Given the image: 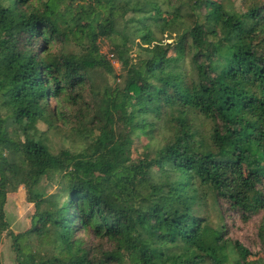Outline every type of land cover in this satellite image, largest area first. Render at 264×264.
I'll list each match as a JSON object with an SVG mask.
<instances>
[{
  "label": "trees",
  "instance_id": "trees-1",
  "mask_svg": "<svg viewBox=\"0 0 264 264\" xmlns=\"http://www.w3.org/2000/svg\"><path fill=\"white\" fill-rule=\"evenodd\" d=\"M239 1L0 0V239L16 264H264V216L259 255L224 223L264 212V0ZM60 123L79 152L50 150ZM18 186L23 232L6 220ZM82 233L111 250L97 259Z\"/></svg>",
  "mask_w": 264,
  "mask_h": 264
},
{
  "label": "rangeland",
  "instance_id": "rangeland-1",
  "mask_svg": "<svg viewBox=\"0 0 264 264\" xmlns=\"http://www.w3.org/2000/svg\"><path fill=\"white\" fill-rule=\"evenodd\" d=\"M238 9H241V2L239 0H233ZM101 50L103 54L110 60L117 73H121L123 67L121 63L113 58L111 54L112 47L107 40H101ZM70 51H77L75 45L68 47ZM137 49H135L136 51ZM135 55V54H134ZM41 130H45L46 126L39 125ZM71 140V135L61 123L60 130L51 131L48 134L47 144L50 147L52 153H58L61 148H69L72 151L81 150L82 144ZM148 142L147 139H142L141 143H136V150L139 149V153L143 152L142 145ZM134 151V156L137 157V152ZM54 191V189H52ZM51 190V191H52ZM225 211L226 208L224 207ZM34 212L33 206L26 202L25 190L22 186L12 187L9 189V197L6 204V220L10 224L11 230L15 232H23L31 227V217ZM224 212V211H223ZM264 216V212H261L249 220L244 219L240 213L226 211L224 213V223L226 225V231L228 238L233 242H239L242 246L248 249L252 254L259 255L262 251V246L258 238V231ZM80 238L83 239L85 245L93 250V255L97 259L102 257L103 252L111 250V245L106 240L96 239L93 235L82 233ZM235 258V255H233ZM256 257H251L249 260H254ZM0 264H16V255L12 248L11 237L5 234L0 239Z\"/></svg>",
  "mask_w": 264,
  "mask_h": 264
}]
</instances>
